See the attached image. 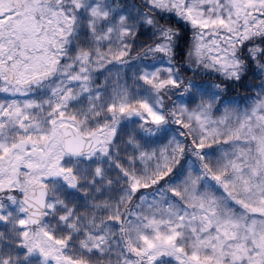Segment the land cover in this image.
<instances>
[{
    "label": "snow or ice",
    "instance_id": "6c2138e0",
    "mask_svg": "<svg viewBox=\"0 0 264 264\" xmlns=\"http://www.w3.org/2000/svg\"><path fill=\"white\" fill-rule=\"evenodd\" d=\"M0 264H264V0H0Z\"/></svg>",
    "mask_w": 264,
    "mask_h": 264
}]
</instances>
